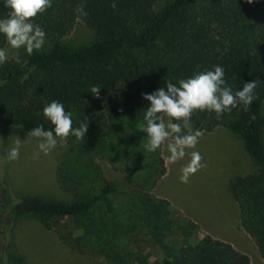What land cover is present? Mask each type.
I'll list each match as a JSON object with an SVG mask.
<instances>
[{
	"label": "trees",
	"instance_id": "1",
	"mask_svg": "<svg viewBox=\"0 0 264 264\" xmlns=\"http://www.w3.org/2000/svg\"><path fill=\"white\" fill-rule=\"evenodd\" d=\"M81 7L86 15L76 11ZM8 11L0 0V18ZM77 20L95 30L97 38L70 49L62 39ZM33 22L44 29L46 46L31 56L19 50L20 64L12 57L0 64V137L16 127L51 128L42 109L56 100L72 112L73 127L88 123L85 137L78 141L91 143L100 130L121 131L118 119L141 122L142 109L148 106L141 94L163 87L166 80L177 83L214 65L224 68L226 83L234 92L255 80L256 99L247 111L238 107L219 119L215 113L197 111L190 123L201 132L224 127L240 134L246 151L260 165L256 172L231 179L229 190L240 226L264 258V0H53L52 7ZM5 43L0 35V48ZM93 85L100 88L98 97L90 93ZM156 168V179L166 173L163 157ZM59 182L64 190L74 191L71 201L39 196L15 200L2 187L0 221L5 214L13 219L32 215L49 227L52 219L69 217L85 235L110 233L109 216L102 218L96 212L100 206H111L112 198L121 193L118 187L105 182L94 191L85 178L63 168ZM151 221L145 219L147 226ZM197 226L190 220L181 224L179 247L166 244L164 232L150 227L163 249L162 260L130 251L126 255L137 264H252L246 253L209 234L190 243ZM0 245L5 264H25L9 239H0ZM117 256L121 264L130 262Z\"/></svg>",
	"mask_w": 264,
	"mask_h": 264
},
{
	"label": "rangeland",
	"instance_id": "2",
	"mask_svg": "<svg viewBox=\"0 0 264 264\" xmlns=\"http://www.w3.org/2000/svg\"><path fill=\"white\" fill-rule=\"evenodd\" d=\"M96 38L95 30L77 20L62 43L75 49ZM3 48H8L7 42ZM117 122L121 131L100 130L91 143L80 144L71 136L63 143L58 139L56 148L48 155H35L37 141L26 135L29 129L16 127L0 137V192L2 187L8 189L15 200L39 196L45 200L71 201L74 191L64 190L59 182L62 168L85 178L87 187L94 191L111 182L121 192L112 198L109 208L100 206L96 212L102 218L109 216L110 233L95 231L85 235L80 224L69 217L54 218L46 227L32 215L13 219L5 214L0 221V239H9L25 264H121L117 254L130 260L125 264H137L133 256L126 255L128 251L143 253L152 261L162 260L163 249L150 227L164 232L166 244L179 247L180 226L189 220L198 225L193 227L190 243L208 234L207 229L227 228L228 238L236 249L246 253L252 264H264L255 240L239 224L238 208L229 190L231 179L260 169L246 151L240 134L224 127L202 132L195 149L186 150L182 160L169 164L166 147L156 153L144 151L147 138L139 130L141 122L128 119ZM164 122H168L167 118ZM17 137L22 140L20 157L8 161L7 152ZM193 150L200 152L205 166L184 184L179 181L180 169ZM159 157L164 158L167 171L156 179ZM147 217H151L150 226L145 223ZM5 259V254L0 253V264H5Z\"/></svg>",
	"mask_w": 264,
	"mask_h": 264
},
{
	"label": "clouds",
	"instance_id": "3",
	"mask_svg": "<svg viewBox=\"0 0 264 264\" xmlns=\"http://www.w3.org/2000/svg\"><path fill=\"white\" fill-rule=\"evenodd\" d=\"M3 4L9 11L6 17L0 18V35L5 38L8 48H0V64L9 59V54L15 63L20 64L19 50L23 49L31 56L45 46L46 33L40 25L34 24L33 19L51 8L53 0H3ZM76 11L86 15L82 7ZM224 77V68L214 65L211 69L194 72L177 83L166 80L163 87L151 93H142V99L148 102V106L142 109L139 125L140 132L147 138L144 151L156 153L166 147L167 162L174 164L185 157L186 150L195 149L202 136V132L190 123L195 112L215 113L219 119L238 107L247 111L256 99L255 80L245 82L240 90L234 92ZM99 92L98 86L93 85L90 89L93 96L98 97ZM42 113L52 127L36 126L26 134L37 141L35 155H48L56 148L58 139L63 143L70 136L76 140L85 137L88 123L81 122L78 127H73V114L65 110L63 103L53 100L43 107ZM21 143L22 140L17 137L7 152L8 161L19 159ZM189 155L190 159L180 169L179 181L184 184L205 166L199 151L193 150Z\"/></svg>",
	"mask_w": 264,
	"mask_h": 264
},
{
	"label": "crops",
	"instance_id": "4",
	"mask_svg": "<svg viewBox=\"0 0 264 264\" xmlns=\"http://www.w3.org/2000/svg\"><path fill=\"white\" fill-rule=\"evenodd\" d=\"M193 214V213H192ZM192 214H190L191 216V218L192 219H197V218H195ZM211 229V228H210ZM207 233L209 234V235H211V236H213L214 238H216V239H220V240H223V241H227V242H230L231 244H233L232 243V241L231 240H229V238H228V236H229V231L227 230V228H226V230L225 229H219V230H217V231H214V230H208L207 229Z\"/></svg>",
	"mask_w": 264,
	"mask_h": 264
}]
</instances>
